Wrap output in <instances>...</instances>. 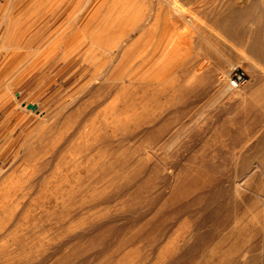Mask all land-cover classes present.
I'll return each mask as SVG.
<instances>
[{"label": "rangeland", "instance_id": "1", "mask_svg": "<svg viewBox=\"0 0 264 264\" xmlns=\"http://www.w3.org/2000/svg\"><path fill=\"white\" fill-rule=\"evenodd\" d=\"M101 1L99 17L104 20L134 12L147 22L134 37L139 38L136 54L143 56L123 59L117 70L144 57L141 66L129 80H117L116 72L108 87L90 79L94 61L64 59L60 47L52 45L57 31L72 22L70 14L83 10L82 0H0V264H156L159 253L183 246L191 233V179L197 166L203 178L220 181L217 186L229 191L227 199L234 204L229 207L231 223L219 233L227 235L235 225L250 230L238 260L264 264V61L252 56L247 44L207 23L211 11L226 0H181L186 18L197 24L175 28L164 26L157 0ZM234 1L237 8L247 5L252 15H264V0ZM178 32L192 42L173 58L185 63L198 58L185 72L166 61L171 45L180 42ZM19 45L21 58L13 53ZM204 49L213 53L204 56ZM104 55L100 51L96 58L106 61ZM201 63L212 70L221 65L219 79L204 86L206 95L185 98L186 107L168 80L135 84L142 71L150 69L142 77L146 79L163 64V75L172 66L184 81ZM234 68L243 70L247 80L232 91L227 80ZM189 86L200 89L203 83ZM72 96H79L76 102H97L84 122L92 134L77 142L102 136L98 146L90 142L76 150V166L74 156L44 155L38 147L46 125L30 141L38 152L29 155L24 142L32 129L42 119L50 120ZM89 156L98 164L94 174L86 169ZM241 216L245 220L236 222Z\"/></svg>", "mask_w": 264, "mask_h": 264}, {"label": "bare ground", "instance_id": "2", "mask_svg": "<svg viewBox=\"0 0 264 264\" xmlns=\"http://www.w3.org/2000/svg\"><path fill=\"white\" fill-rule=\"evenodd\" d=\"M180 1L181 0H157L158 9L161 13H163V21H164L165 27L168 23H170L172 25V27H174V28L178 27L182 24H185L186 22H188L190 25L193 23H196V22H193L195 20L194 16L192 17V18H194V20H192V22H191V20H188L189 18L188 19L186 18L185 14H184V10H185L184 7L186 5L184 6ZM233 1L234 0H232V1L226 0L225 3L220 2L221 5L220 6L217 5V8L216 9L214 8L215 10L211 11V14L209 15L210 17L208 18V20L210 22H207V23H211L214 26V28L217 29V31L225 34L230 40H233L240 45L241 44H247L249 47V53L252 56H254L258 61H264V15L259 14L258 16H255L253 14L254 15L253 16L252 13H249V8L246 5V3H248V2H246V3L244 2L246 6H244V7L241 6L240 8H237L235 1L234 2ZM239 1L240 0H238V2ZM244 1H246V0H244ZM101 2H102L101 0H82L83 5L79 2V4H81L79 6L80 7L82 6L83 10L81 9L82 11L81 12L79 11V13H77V14H76V11H74L70 14L71 20L69 19L68 21H70V22L72 21V22L66 26L64 25L65 26L64 29L62 28L61 30L57 31L58 35H57L56 39L54 40V42L52 43V45L60 47V49H61L60 53L62 54L61 56H63L62 58H64V59L72 57V56H77V58H81L82 60H86L88 64L90 62L94 61V65H93L94 70L92 72V75L90 74L91 75L90 79H93L94 83H95V80L100 79V80H102V85L103 86L106 85L108 87L110 85H113V82L110 78H112V76L116 72H120L117 80H121L122 78L123 79L126 78L125 80H129L130 76L136 71L137 68H139L141 66L144 57L140 58L138 63H136V65H134L132 67L124 68L121 71L119 69L117 70V67L119 65L118 63H120V61H122L123 59L127 60L129 57L134 56V55H136V57H140V55L143 56L142 53L136 54V46H137V42H138L139 38L134 39V37H135V35H138L142 31L144 25L147 22L146 21L143 22L141 17L138 16L134 12L131 15H122L120 17L113 19V20H109V21L106 19L104 20V18L99 17V8H100ZM192 4H194V3H192ZM189 5H191V3ZM254 6H252V7H254ZM213 7H215V6H213ZM206 8H208V7H206ZM206 8H204V9H206ZM198 9H201V8L198 7ZM210 9H212V8H210ZM192 10H194V9H192ZM208 10H209V8H208ZM204 12L205 11L203 10V14H204ZM251 12H252V10H251ZM206 13H209V11L208 12L206 11L205 14ZM70 15L67 18H69ZM186 15H187V13H186ZM203 18L205 19V16ZM65 24H67V22ZM251 25H254V27L251 28L250 27ZM195 26L197 27L198 25H195ZM9 29L11 30V24L10 23L8 24V29L6 32H8ZM178 36L180 38V42H176V43L171 45V47H170L171 56H170V58L167 57L168 60H166V59L165 60L168 63H172V65H177V66L183 67V69L180 67L181 71L185 72L188 70H192L193 67L195 66V63L198 61L197 57H194L190 62H187V63H185L184 60H176L175 58H173V55L184 54L183 46H186L188 44L190 45L192 42L191 38H189V36H187V35L186 36L188 38L185 37L183 35V33L178 32ZM84 46L86 47V48H84L85 50L82 53H80L81 52L80 50ZM20 48H21L20 45H19V47L17 46V48L13 50V53H16L17 57L21 58L24 55L23 54L24 52L21 53V51L19 50ZM214 48L216 50L218 49L216 47H214ZM210 49H204L203 55L207 56V55L213 53ZM100 51L104 52V54H105L104 56L106 58L105 59L106 61L100 62L99 59L96 58L97 54ZM217 64H220V63L217 62ZM164 66H165V64L160 65V66H156L154 71H152L150 76L146 79H143L142 77H144L145 74L150 69H148V70L146 69V70L142 71L139 74V78L135 82V84L141 85V84H143L149 80H152V79H156V81H159L160 83L165 81V80H168L169 81L168 86L173 88V91H172L173 94H177V95L183 97V101L181 103V106H184V107H186V104L188 102L187 99H185V98L188 97L190 99L191 95L194 96L195 98L196 97H202V96L206 95L207 93H209L208 88H205L204 86H206V84H209V83L212 84V83L216 82V80L219 79L218 75L220 74V70H221V65H219L218 67L216 66L218 70L217 69L212 70V68H210V66H208L207 64L201 63L195 67L191 77H189L187 80L181 81L180 75L176 74V72L173 71L172 66L170 69H168L169 73L167 75H163L162 71H163ZM93 82H92V85L94 86L95 84H93ZM96 82H98V81H96ZM197 82L203 83V88H200V89L190 88L189 85H192L193 83L195 84ZM92 85H90V86H92ZM147 87H148V85H147ZM147 87H145V88H147ZM162 87H164V86L162 85ZM227 87L232 91L240 89V87L232 88L229 84H227ZM90 90H91V87H90ZM116 90H117V88H116ZM77 93L80 94L81 91L78 90ZM131 93H132V95L134 94L133 92H131ZM255 93L256 92H253L254 95H255ZM133 96H135V95H133ZM78 97L79 96H77V97L72 96L68 100L66 105L64 107H62V109H59L60 111L59 112L57 111L58 113L56 115L52 116V118L50 120L42 119L41 122L39 123V125L36 128L32 129V131L30 132V135H28V137L26 138V140L24 142V144L26 146L30 147V148L28 147L29 155H32L33 152L36 151V148H33L31 146L32 142H30V141L32 140L34 134H37L40 131V129L46 125H48V126H46L47 129L45 127L42 130H46L47 133L42 131L43 132V142H41L40 146L38 147V149H40L39 152L42 151L44 153V155L47 153L53 155V152H60V155L63 158L66 157V154L74 156V161H75L74 166H76L77 163L80 164V162H78L79 161L78 159L80 157L79 156L76 157V155H74V154H77L76 150L81 151L82 148L84 149L83 146L88 147L90 142L92 145H94V144H96L102 140V139H99L102 136L101 137L98 136L99 138L92 137V138H90L91 139L90 142H89V140L84 139V140H86V142L83 145H81L82 143L79 142V145H78L77 140L79 138L85 137V135H87L88 133H89V135L92 134V130L89 129L90 131H88V132L86 131V127L88 126L87 123L89 124V122H86V124L84 123L85 122V116H87L90 111L96 109V107L98 106L97 102L95 100H89V101L79 100V102L78 101L76 102V99H78ZM113 99H115V98L113 97ZM116 99H118V98H116ZM134 100L132 99V101H134ZM74 101L76 103H74ZM116 103H118V101ZM112 104H114L113 100H112ZM112 110L113 109H111V111ZM124 112H126V111H123V113ZM139 113H141V112H139ZM124 114H126V113H124ZM141 121L143 122V120H141ZM99 124H100V122H99ZM89 126H90V124H89ZM92 129H93V126H92ZM94 131H96V130H94ZM144 131H145V129L143 130V133H145ZM110 132L111 131H109V133ZM126 132H127V130H126ZM82 133H84V134H82ZM117 133H119V132H117ZM205 133H207V132L205 131ZM205 133L202 134V136L205 137ZM141 134H142V132H141ZM158 134H159V132H158ZM109 135L112 136L113 134H109ZM118 136H119V134H118ZM87 137H89V136L87 135ZM113 137H114V135H113ZM200 137H201V135H200ZM108 138H110V137H108ZM119 138H121V137H119ZM105 139H107V138L105 137ZM119 141H121V140H119ZM123 141H126V139ZM94 147H96V146H94ZM119 147L121 148V145ZM108 150L105 149V151L109 152ZM116 150H117V148H116ZM127 151H129V149H127ZM127 151H126V153H127ZM37 152L38 151H36L35 153H37ZM89 154H91V153H89ZM124 157H126V155ZM47 163H49V161H47ZM43 164H45V163H43ZM111 164H112V162L109 161L107 165L111 166ZM85 165L87 167L86 169L88 171H90L89 172L90 174H94L95 170L98 167V164H97L94 156H89ZM139 171H140V169H139ZM191 180H192L191 185H192V194H193V196L191 194V197H192L191 203H192L193 209L189 208V209H191L189 212L193 211V213H192L193 217H192V223H191L192 224L191 225V227H192L191 233H190V235L188 234L189 237L186 240L184 239L185 242H184L183 246L172 245L174 247H172L170 249H166L165 251L159 253L157 263H159V264L160 263L161 264H184L186 262L185 260H187L186 264H241L240 261L238 260V254H240L241 249L244 248V246H246V244L248 243L246 237L250 233V230L243 229L244 226L239 227L238 225H235L233 228L231 226L232 229H231L229 234L222 235L219 233L220 232L219 229L224 228L229 222V213H230L229 207H230V204H233V203H229V200L227 199L228 195H229L228 194L229 191L224 190L222 187H218L219 186L218 184L220 181L218 182V180H215V179L203 178L202 170L200 169L199 166H197L195 168L194 173H193V178ZM182 182H184V181H182ZM175 189H176V187H175ZM230 220H231V218H230ZM244 220H245V217L241 216V218L236 222H243ZM229 223H231V222H229ZM251 224H252V222H251ZM148 227H150V226H148ZM204 227L207 228V229L205 228L206 229L205 231L203 229ZM224 231H226V230H224ZM255 233L256 232H254V234ZM154 241H156V237H155ZM152 242H153V240H152ZM244 251H246V249ZM130 257H132V256H130ZM129 259H131V258H129ZM261 264H263V263L261 262Z\"/></svg>", "mask_w": 264, "mask_h": 264}, {"label": "built area", "instance_id": "3", "mask_svg": "<svg viewBox=\"0 0 264 264\" xmlns=\"http://www.w3.org/2000/svg\"><path fill=\"white\" fill-rule=\"evenodd\" d=\"M246 80V74L243 70H240L239 68L232 69L228 76V84L232 88H238L241 85H244L246 83Z\"/></svg>", "mask_w": 264, "mask_h": 264}, {"label": "water", "instance_id": "4", "mask_svg": "<svg viewBox=\"0 0 264 264\" xmlns=\"http://www.w3.org/2000/svg\"><path fill=\"white\" fill-rule=\"evenodd\" d=\"M33 104H29V107H31Z\"/></svg>", "mask_w": 264, "mask_h": 264}]
</instances>
